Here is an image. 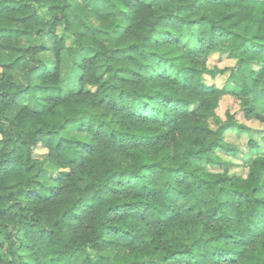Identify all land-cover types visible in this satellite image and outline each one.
I'll use <instances>...</instances> for the list:
<instances>
[{
    "label": "trees",
    "instance_id": "1",
    "mask_svg": "<svg viewBox=\"0 0 264 264\" xmlns=\"http://www.w3.org/2000/svg\"><path fill=\"white\" fill-rule=\"evenodd\" d=\"M84 1L0 0V264H264V138L231 173L218 114L264 124V0ZM216 54L249 66L251 105L207 81Z\"/></svg>",
    "mask_w": 264,
    "mask_h": 264
},
{
    "label": "rangeland",
    "instance_id": "2",
    "mask_svg": "<svg viewBox=\"0 0 264 264\" xmlns=\"http://www.w3.org/2000/svg\"><path fill=\"white\" fill-rule=\"evenodd\" d=\"M83 4L82 7H85L86 5L85 1L82 0L81 2ZM88 12H90L88 10ZM87 12V13H88ZM103 13V12H102ZM85 19V18H84ZM83 21V20H82ZM88 23L96 28H103L106 26V23H103L97 16L90 17L88 19ZM84 30V25L81 27ZM238 32L242 34L245 37H252L257 34V28H255L252 25H242L238 28ZM46 45H53V41L51 38H45L44 39ZM39 42H42L38 38H29L24 40V46L28 47L33 44H37ZM222 46L224 48H230L231 43L227 40H222ZM41 60L45 63L52 64L54 63V58L51 53H44L40 56ZM9 61V55L7 53L1 54L0 62H6ZM72 60L68 57V55L64 56V59L62 61V79L63 83L65 85V88L67 91L71 89H76L77 86V80L78 78L75 77L76 83H72L70 85L71 81L69 76H71L72 71ZM208 66L210 70H214L217 72L216 78L214 80H211L209 77H207L208 82H213L219 87H226L232 91H246L249 92L248 99L249 103L251 105V76L249 71V66L245 67L244 73L238 75L235 79L229 80L231 71L234 67H236V61L230 59L227 54H216L213 55L208 62ZM16 76L19 82L22 84L25 83L24 81V74L20 71H16ZM69 78V80H67ZM74 85V86H73ZM76 85V86H75ZM245 110L246 106L241 101L235 100L231 96H226L222 99L220 108L218 110L219 116L224 120L228 121L231 120L233 125H236L234 127H231L227 133H226V141L230 143L231 145H234L241 149L240 155L235 157H225L230 164L228 169L231 171V173H236L242 176H246L247 172L244 169V165L249 155V148L248 144L251 140V138H254L255 140H258L260 143L262 141V138H264V124L258 122V121H251L245 117ZM237 126H243L248 128L249 132H246L245 130H239ZM252 132V133H251ZM65 137H71L72 133H65ZM78 139L87 141L88 136L85 135H78ZM2 145H1V138H0V151H1ZM46 150L42 149L41 147H38L35 150L36 156L42 157L46 154ZM220 168V166H218ZM49 187L52 186V183L49 181H45Z\"/></svg>",
    "mask_w": 264,
    "mask_h": 264
},
{
    "label": "crops",
    "instance_id": "3",
    "mask_svg": "<svg viewBox=\"0 0 264 264\" xmlns=\"http://www.w3.org/2000/svg\"><path fill=\"white\" fill-rule=\"evenodd\" d=\"M255 104L259 108V110L264 114V96L258 97L255 99Z\"/></svg>",
    "mask_w": 264,
    "mask_h": 264
}]
</instances>
